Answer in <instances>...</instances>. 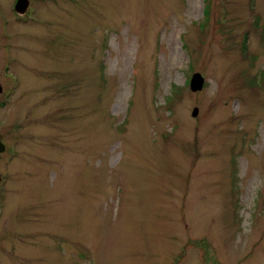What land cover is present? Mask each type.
Returning <instances> with one entry per match:
<instances>
[{"label": "rangeland", "instance_id": "obj_1", "mask_svg": "<svg viewBox=\"0 0 264 264\" xmlns=\"http://www.w3.org/2000/svg\"><path fill=\"white\" fill-rule=\"evenodd\" d=\"M19 27L0 264H264V0H49Z\"/></svg>", "mask_w": 264, "mask_h": 264}, {"label": "flooded vegetation", "instance_id": "obj_2", "mask_svg": "<svg viewBox=\"0 0 264 264\" xmlns=\"http://www.w3.org/2000/svg\"><path fill=\"white\" fill-rule=\"evenodd\" d=\"M19 1V3H18ZM49 0H0V111L13 106L12 112L19 114L22 110V96L18 92L22 85L23 60L15 52L10 51L16 38L22 35L20 25L27 21L36 20L40 8ZM17 3L19 4L17 6ZM20 34H19V32ZM9 112V110H7ZM11 129H0V142L5 149L0 153L2 157L7 151V145L3 137Z\"/></svg>", "mask_w": 264, "mask_h": 264}, {"label": "water", "instance_id": "obj_3", "mask_svg": "<svg viewBox=\"0 0 264 264\" xmlns=\"http://www.w3.org/2000/svg\"><path fill=\"white\" fill-rule=\"evenodd\" d=\"M18 3H19V1H18ZM18 3H17V6L19 5ZM203 85H204V78L201 75V73L200 72H194L191 76L190 81H189L190 90L192 92L200 91L202 89ZM197 112H198V108L194 107L192 109L191 115L196 116ZM4 149H5L4 145L0 142V153L3 152ZM0 180H1V177H0ZM89 264H91V263H89Z\"/></svg>", "mask_w": 264, "mask_h": 264}]
</instances>
